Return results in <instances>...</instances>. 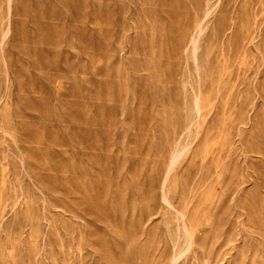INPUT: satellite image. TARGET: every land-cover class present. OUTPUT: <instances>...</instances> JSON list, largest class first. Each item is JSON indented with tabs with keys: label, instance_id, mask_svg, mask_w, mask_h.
Returning a JSON list of instances; mask_svg holds the SVG:
<instances>
[{
	"label": "rangeland",
	"instance_id": "obj_1",
	"mask_svg": "<svg viewBox=\"0 0 264 264\" xmlns=\"http://www.w3.org/2000/svg\"><path fill=\"white\" fill-rule=\"evenodd\" d=\"M0 264H264V0H0Z\"/></svg>",
	"mask_w": 264,
	"mask_h": 264
},
{
	"label": "bare ground",
	"instance_id": "obj_2",
	"mask_svg": "<svg viewBox=\"0 0 264 264\" xmlns=\"http://www.w3.org/2000/svg\"><path fill=\"white\" fill-rule=\"evenodd\" d=\"M179 259V258H178Z\"/></svg>",
	"mask_w": 264,
	"mask_h": 264
}]
</instances>
